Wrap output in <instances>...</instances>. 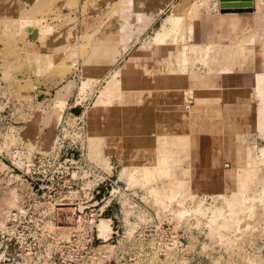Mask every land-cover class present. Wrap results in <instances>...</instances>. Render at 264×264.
<instances>
[{"label": "rangeland", "instance_id": "obj_1", "mask_svg": "<svg viewBox=\"0 0 264 264\" xmlns=\"http://www.w3.org/2000/svg\"><path fill=\"white\" fill-rule=\"evenodd\" d=\"M252 2L3 7L0 242L20 207L103 208L114 264H264V0ZM62 222L18 236L23 257L101 264Z\"/></svg>", "mask_w": 264, "mask_h": 264}, {"label": "built area", "instance_id": "obj_2", "mask_svg": "<svg viewBox=\"0 0 264 264\" xmlns=\"http://www.w3.org/2000/svg\"><path fill=\"white\" fill-rule=\"evenodd\" d=\"M72 112L71 107H68L66 116L76 119L77 117ZM95 193L99 195V191ZM128 197L130 196L128 195ZM130 199L133 201L134 197ZM105 211L103 208H99L96 211H86L85 209L73 207H20L10 211L8 217L10 221L4 226L6 235L1 237L0 242V264H23L26 261L27 264H31L32 259L30 256H27V258L23 257L22 243L18 236L30 235L31 231L37 227L45 229L52 224L58 227L59 223H53L54 220H62L61 227L76 226L80 228L83 251L90 258H93L95 263L98 261L101 264H114L113 235L115 232L113 220H115V217L106 218V220L110 221V237L100 239L98 233V224L100 218L105 219ZM18 219H24L25 222H18Z\"/></svg>", "mask_w": 264, "mask_h": 264}, {"label": "bare ground", "instance_id": "obj_3", "mask_svg": "<svg viewBox=\"0 0 264 264\" xmlns=\"http://www.w3.org/2000/svg\"><path fill=\"white\" fill-rule=\"evenodd\" d=\"M219 1V8L223 11V13H225V12H227V13H232V12H228L227 10H225L226 8H228V7H223V8H221L220 6H241V5H244L243 3H246L247 2V0H239V1H236V2H232V0H218ZM252 6H253V2H252ZM252 6H251V8H248L247 7V9H245L244 11H251L252 10ZM229 9H232V8H229ZM244 9V8H243ZM195 12V11H194ZM259 15H261V14H259ZM247 64L245 65V66H243V69H245V70H250V69H252L254 66H255V64H256V60H255V58H254V55H252V56H249L248 58H247ZM242 70V69H241ZM243 71V70H242ZM224 72H225V70H224ZM233 74H235V73H233ZM233 76V75H232ZM254 79V78H253ZM255 79L256 80H260V84H261V86H260V91H262V95H263V97H264V86H263V84H264V71L263 72H256V75H255ZM146 82H148V80L146 81ZM150 82H152L151 81V79H150ZM101 219L102 218H100V221H99V224H98V231H99V233H100V231L101 232H103L104 234H105V232H107L106 231V228H107V223H105V222H102L101 223ZM109 232V231H108ZM108 234V233H107ZM106 236V235H105Z\"/></svg>", "mask_w": 264, "mask_h": 264}, {"label": "crops", "instance_id": "obj_4", "mask_svg": "<svg viewBox=\"0 0 264 264\" xmlns=\"http://www.w3.org/2000/svg\"><path fill=\"white\" fill-rule=\"evenodd\" d=\"M38 0H0V13L3 12V7L6 5L17 6V5H33ZM29 33H41L36 27L32 28ZM63 92V91H62Z\"/></svg>", "mask_w": 264, "mask_h": 264}, {"label": "water", "instance_id": "obj_5", "mask_svg": "<svg viewBox=\"0 0 264 264\" xmlns=\"http://www.w3.org/2000/svg\"><path fill=\"white\" fill-rule=\"evenodd\" d=\"M233 2V1H232ZM244 5L241 6H220L221 8L223 7H228L225 10H227L228 12H232V13H237V12H245L243 8H251L252 6V0H247L246 3H243ZM232 8V9H229ZM224 11V10H223ZM222 11V12H223ZM249 11V10H248Z\"/></svg>", "mask_w": 264, "mask_h": 264}]
</instances>
